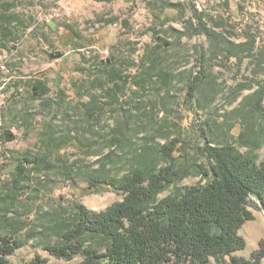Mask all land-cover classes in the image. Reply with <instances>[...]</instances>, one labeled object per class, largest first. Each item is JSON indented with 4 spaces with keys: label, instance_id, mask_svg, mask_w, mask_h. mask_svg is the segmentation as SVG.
Here are the masks:
<instances>
[{
    "label": "rangeland",
    "instance_id": "rangeland-1",
    "mask_svg": "<svg viewBox=\"0 0 264 264\" xmlns=\"http://www.w3.org/2000/svg\"><path fill=\"white\" fill-rule=\"evenodd\" d=\"M219 2L45 0L17 6L15 12L25 23L15 29L11 39L0 35V216H13V223L25 220L28 225L20 235L35 236L11 256L12 261H28L36 254L47 258L48 264L82 260L80 255L72 260L51 255L44 244H54L60 236L46 226H55L74 214L77 203L96 212L123 199L120 190L107 185L88 193L87 178L96 171L122 177L140 165L139 155L145 164L157 158L161 165H169L171 160L158 150L175 142L183 152L189 151L188 159L183 160L185 177L178 184H204L202 167L208 157L198 148L209 138L232 143L243 152L254 150L264 159V143L252 146L249 139L255 134L243 135L255 132L264 142L258 126L264 121V108L249 117L250 130L236 124L239 118L234 113L264 85V62L257 56L243 61L232 56L224 64L218 55L223 45L198 30L196 14H222ZM153 3L165 4L168 19L157 16ZM241 4L246 17L233 16V25L215 30H223L238 43L247 40V28L256 36L255 49H259L264 45V0ZM115 17L117 23L105 25V20ZM144 51L159 58L154 79L146 78L136 89L123 77L112 79L118 69L139 74L148 68L149 64L133 56ZM159 72L163 77L156 76ZM36 80H43L50 92L34 95ZM115 84L120 86V100L111 89ZM191 84L195 88L189 96ZM46 99L57 104L56 114L44 103ZM91 101L104 104L96 116L88 110ZM126 123L129 130H122L126 132L123 136L119 126ZM110 135L124 137L125 142L113 145ZM65 139L68 144L59 145ZM19 163L24 165L23 171L31 172L21 190L13 181ZM175 185L161 197L171 194ZM249 209L254 219L240 230L247 247L237 252L245 258L264 240V210L255 198ZM6 226L0 219V233L6 232ZM96 247L105 251L103 245Z\"/></svg>",
    "mask_w": 264,
    "mask_h": 264
},
{
    "label": "trees",
    "instance_id": "trees-1",
    "mask_svg": "<svg viewBox=\"0 0 264 264\" xmlns=\"http://www.w3.org/2000/svg\"><path fill=\"white\" fill-rule=\"evenodd\" d=\"M42 1L45 0H0L1 38H13L15 29L25 23L15 12L19 4L33 5ZM242 1L248 5L258 0H220L218 5L222 14H196L198 30L206 33L212 42L223 45L218 55L224 64L228 63L232 56L237 57L239 61L257 56L264 62V45L255 49L256 36L252 35L249 29L245 30L247 40L238 43L233 42L231 35L228 36L223 30H215L226 29L228 23L233 25L235 17H246L242 14ZM153 9L158 11L159 18L168 19L164 12L165 4L158 6L153 3ZM118 21V17L110 18L105 20V25ZM190 23L192 25L191 21ZM247 27L250 28V24ZM133 56L140 57L144 65L149 64L148 68L139 73L140 78L137 77L139 74L122 72L121 69L114 72V76L110 73V76H113L112 79L123 77L136 89L142 86L146 78L154 79L153 70L159 58L154 52L147 51ZM164 74L168 78L171 77L169 72ZM156 76L163 77L161 72ZM194 88V84H191L189 96L194 94ZM32 89L33 94L38 96L41 93L46 95L51 90L43 80H36ZM111 89L114 98L120 100L119 84H115ZM126 92L129 94L132 89ZM244 100V106L241 108L244 112L238 108L234 113L239 118L236 124H241L243 129L248 130L249 117L255 110L264 108V85L259 86L258 90ZM44 103L49 104L54 113L57 111V104L51 103L50 99L44 100ZM88 107L96 116L104 109V104L91 101ZM96 110L99 111L95 113ZM258 126L263 133L264 121ZM128 128V123L119 126V133L125 136L126 132L122 130H129ZM248 134H255L254 138L249 139L252 146L260 147L264 143L258 133H243ZM110 136L113 145L116 141L125 142L124 137ZM65 140H61L59 145H67L68 141ZM175 145V142L164 144L158 150L162 156L171 160L169 165H161L157 158L145 164L139 155L137 162L140 165L122 177L112 176L103 170L89 174L88 193L104 190V185H107L120 190L123 199L96 212L82 203H77L74 214L60 220L55 226H46L47 229L56 231L60 237L54 244L45 243L44 248L51 255L67 260L80 255L82 260L77 264H264V240L251 257L245 258L237 254L247 247V241L240 230L247 221L254 219V214L249 209L253 198L259 201L260 208L264 210V159L260 160L254 150L250 153L243 152L232 143H216L209 138L203 148H198L208 157L207 165L202 167L206 182L180 186L178 183L185 177L186 170L183 160L188 159L189 151L183 152ZM108 157L112 158V155ZM23 169L24 165L19 163L13 174L14 186L19 190L26 187L24 181L31 179V172ZM174 184V191L161 197ZM2 218L7 226L6 232L0 233V264H48V259L40 254L28 261H12L11 256L35 235H20L28 225L25 220L13 223L14 217L6 214L0 216V219ZM94 240L96 244L92 242ZM97 245H103L105 251H100Z\"/></svg>",
    "mask_w": 264,
    "mask_h": 264
}]
</instances>
